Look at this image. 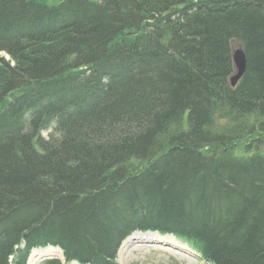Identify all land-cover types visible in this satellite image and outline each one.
Instances as JSON below:
<instances>
[{"label":"trees","instance_id":"trees-1","mask_svg":"<svg viewBox=\"0 0 264 264\" xmlns=\"http://www.w3.org/2000/svg\"><path fill=\"white\" fill-rule=\"evenodd\" d=\"M47 1L0 0V264H264V0Z\"/></svg>","mask_w":264,"mask_h":264},{"label":"rangeland","instance_id":"rangeland-1","mask_svg":"<svg viewBox=\"0 0 264 264\" xmlns=\"http://www.w3.org/2000/svg\"><path fill=\"white\" fill-rule=\"evenodd\" d=\"M61 0H48L46 5H56L57 2ZM98 1V0H92ZM238 47L233 45V52ZM48 132L42 133V136L46 137ZM150 234V233H142L141 235ZM156 234V233H155ZM158 235V234H156ZM132 236V235H131ZM130 236V237H131ZM160 236V235H158ZM127 240V239H126ZM125 240V241H126ZM176 240V239H175ZM177 241V240H176ZM180 243L179 241H177ZM124 244V242L122 243ZM184 247L188 249L190 254H185L182 249H177L170 247V245H163L161 243H154L149 240H141L135 239L131 240L124 246L120 247L117 257L116 263L117 264H205L199 258V256L191 251L185 244L180 243ZM50 259H60L63 263V259L58 258L56 256H43L37 257L33 264H44L45 261ZM74 264V263H72Z\"/></svg>","mask_w":264,"mask_h":264},{"label":"bare ground","instance_id":"bare-ground-1","mask_svg":"<svg viewBox=\"0 0 264 264\" xmlns=\"http://www.w3.org/2000/svg\"><path fill=\"white\" fill-rule=\"evenodd\" d=\"M135 239L149 240L154 243L170 245V247H173V248H177V249L180 248L182 249L181 251L183 250L188 251L186 247L178 243L174 238L169 237V236H158L153 233L145 234V235H141L140 233H135L131 237H129L126 241H124V244H127L131 240H135ZM124 244H122V247L124 246ZM186 251H183V253L185 252V254L187 255L190 254V251L189 252H186ZM43 256H56L58 258H61V253L57 249H53L49 247L45 249H41V250H33L30 254L27 264H33V262L36 260L37 257H43Z\"/></svg>","mask_w":264,"mask_h":264},{"label":"water","instance_id":"water-1","mask_svg":"<svg viewBox=\"0 0 264 264\" xmlns=\"http://www.w3.org/2000/svg\"><path fill=\"white\" fill-rule=\"evenodd\" d=\"M232 62L234 65L235 73L229 80V85L234 88L240 81L246 70V60L243 51L238 48L232 53Z\"/></svg>","mask_w":264,"mask_h":264}]
</instances>
